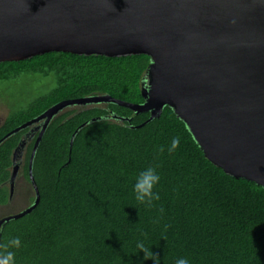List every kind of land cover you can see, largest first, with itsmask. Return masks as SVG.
<instances>
[{"label": "trees", "instance_id": "1", "mask_svg": "<svg viewBox=\"0 0 264 264\" xmlns=\"http://www.w3.org/2000/svg\"><path fill=\"white\" fill-rule=\"evenodd\" d=\"M150 61L145 54L54 51L1 62L0 98L9 112L0 139L63 100L108 94L145 102L142 81ZM150 116L101 103L54 117L33 162L40 202L2 225L0 253L12 251L15 264H153L137 249L142 242L159 264L180 257L190 264H264V187L215 165L171 107L147 122ZM85 122L70 153L71 137ZM28 131L0 144V206L11 202L13 152ZM37 135L27 140L19 169L29 183ZM173 137L180 145L169 154ZM149 166L161 177L152 207L139 204L132 191L136 174ZM15 237L19 248L10 246Z\"/></svg>", "mask_w": 264, "mask_h": 264}, {"label": "water", "instance_id": "2", "mask_svg": "<svg viewBox=\"0 0 264 264\" xmlns=\"http://www.w3.org/2000/svg\"><path fill=\"white\" fill-rule=\"evenodd\" d=\"M54 51L148 55L145 102L108 94L63 100L0 139L29 128L13 152L10 202L19 159L38 133L29 160L35 198L0 218V228L39 204L36 151L49 123L72 106L116 103L151 112L147 122L169 106L215 165L264 187V0H0V63ZM87 123L73 133L70 153Z\"/></svg>", "mask_w": 264, "mask_h": 264}, {"label": "clouds", "instance_id": "3", "mask_svg": "<svg viewBox=\"0 0 264 264\" xmlns=\"http://www.w3.org/2000/svg\"><path fill=\"white\" fill-rule=\"evenodd\" d=\"M179 145L180 138L173 137L167 149L169 154L174 152ZM160 151H164L163 147L160 148ZM160 180L161 177L155 167L149 166L139 171L132 185L135 200L146 207H152L153 202L160 199L159 193L154 191V188L159 184ZM160 211L163 212V209H160ZM9 243L11 247L19 248L21 241L19 237H15ZM7 247L6 245L5 248ZM136 247L139 252L143 253V260H152L153 264H159V257L153 253L151 248H146L142 242H137ZM0 264H15V254L12 251L0 253ZM175 264H190V261L186 257H180L175 260Z\"/></svg>", "mask_w": 264, "mask_h": 264}, {"label": "rangeland", "instance_id": "4", "mask_svg": "<svg viewBox=\"0 0 264 264\" xmlns=\"http://www.w3.org/2000/svg\"><path fill=\"white\" fill-rule=\"evenodd\" d=\"M24 89L25 87H22L20 89V92H23ZM72 108H80V106H72L65 110H69ZM8 112H9V105L6 103V101L0 98V124L6 118ZM24 154H25V149L21 155V158L19 159L20 165H22L24 162ZM34 196L35 193L33 187L27 180H25V178L21 175V172H18V175L14 182L13 200L7 205L0 206V218L7 216L9 214L19 212L24 208L28 207L32 203Z\"/></svg>", "mask_w": 264, "mask_h": 264}]
</instances>
